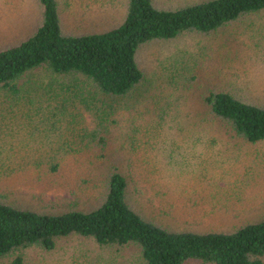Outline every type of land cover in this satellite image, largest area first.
Listing matches in <instances>:
<instances>
[{
  "label": "rangeland",
  "instance_id": "rangeland-1",
  "mask_svg": "<svg viewBox=\"0 0 264 264\" xmlns=\"http://www.w3.org/2000/svg\"><path fill=\"white\" fill-rule=\"evenodd\" d=\"M57 1L64 33H81L118 23L126 0ZM40 14L37 0H0V50L26 39ZM137 60L151 79L147 88L163 108H196L211 84H230L252 97L250 102L259 99L264 105V15L245 16L208 36L185 35L147 45L138 50ZM27 80L31 82L25 85L28 94L36 88L27 96L30 104L9 111L0 108V199L45 213L90 210L102 190L99 179H93L105 169L97 160L102 155L104 163L111 160L122 165L128 179L126 200L156 225L172 231L225 232L264 218V143L226 145L206 138L202 126L188 125L179 131L143 129L139 136L147 138L141 136L130 145L128 139L118 138L128 125V112L108 107L111 102L119 106L122 100L111 101L89 86L82 89L79 94L84 101L78 104L81 121L73 125L75 119L68 118L66 112L59 118L47 109L30 108L60 106L62 98L71 101L64 94L61 99H51L43 93L60 90L56 83L48 88L53 76L32 73ZM99 137L105 144H100ZM48 158L66 159L62 169L51 174L61 186L47 188L33 180L34 164ZM80 173L83 177H77ZM24 258L25 264L142 261L133 245L100 247L78 236L59 240L49 252L28 249ZM8 262L6 258L0 264Z\"/></svg>",
  "mask_w": 264,
  "mask_h": 264
},
{
  "label": "trees",
  "instance_id": "trees-1",
  "mask_svg": "<svg viewBox=\"0 0 264 264\" xmlns=\"http://www.w3.org/2000/svg\"><path fill=\"white\" fill-rule=\"evenodd\" d=\"M166 1L170 0H126L118 23L104 30L64 33L58 1L37 0L41 14L33 32L0 50V108H26L30 104L27 96L36 89L28 94L25 85L31 82L27 77L37 73L53 76L48 88L59 86L57 92H43L44 87L47 97L61 99L64 94L71 101L62 98L60 106L30 108L47 109L59 118L66 112L75 119L73 125H78V104L84 101L79 92L89 86L111 101L122 100L119 106L111 102L108 107L128 112V125L118 138L128 139L130 145L141 136L147 138L139 136L143 129L179 131L188 125L202 126L206 138L226 145L264 143V105L259 99L250 102L252 97L230 84H211L196 108L169 110L147 88L151 79L137 60L138 50L147 45L185 35L208 36L245 16L264 15V0H194L182 5H167ZM64 79L69 83L63 84ZM118 118L122 120L121 115ZM116 122L113 118L112 124ZM99 141L105 144L103 137ZM103 159L97 157L107 174L101 171L93 178L99 179L102 190L90 210L45 213L0 199V262L9 258L8 264H25L26 250L49 252L59 240L78 236L100 247L133 245L139 250L140 264H264V218L225 232L169 230L133 209L126 200L128 179L122 165L111 160L106 164ZM65 160L36 162L33 180L47 188L61 186L51 174L59 172Z\"/></svg>",
  "mask_w": 264,
  "mask_h": 264
}]
</instances>
